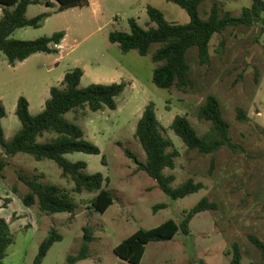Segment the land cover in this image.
<instances>
[{
  "label": "rangeland",
  "instance_id": "1",
  "mask_svg": "<svg viewBox=\"0 0 264 264\" xmlns=\"http://www.w3.org/2000/svg\"><path fill=\"white\" fill-rule=\"evenodd\" d=\"M50 0L30 5L28 18L41 13L50 16L39 28L16 30L11 38L33 41L67 32L64 60L54 66L58 54L38 53L24 62L11 65L0 53V101L6 109L2 120L6 140L21 128L16 115L20 97L30 103V113L38 115L45 108L52 87H60L65 73L81 68L86 72L80 88L92 84L125 83V91L116 99L117 109L98 112L89 108L68 113L66 118L79 125L85 138L100 148V155L74 153L65 158L72 163H87L88 174L106 178L104 188L114 204L101 214L90 202L98 193L74 192V182L65 177L50 160L37 161L18 154L10 158L4 178H0L2 217L9 224L13 244L7 249L4 264H35L43 241L55 228L62 236L48 252L43 264H69L68 258L79 253L84 228H90L93 242L90 258L76 264H131L115 255L114 249L140 229H153L169 219L180 223L185 211L203 197L217 204L214 211L198 214L190 224V234L179 232L171 241L150 243L141 264H231L233 245L239 244L243 264H264L260 252L251 243V235L264 241V29L262 25L229 28L216 34L209 47V61L201 62L198 49L187 54L192 87L187 91L164 90L153 83L156 64L151 53L142 57L136 50L123 53L109 41L114 31L130 32L129 20L141 26L151 24L147 7L159 9L168 22L186 24V11L166 0H92L91 8L58 12L59 3ZM264 1V0H263ZM49 5V6H48ZM222 12L240 16L252 0H203L200 15L207 18L213 6ZM100 11L97 12V9ZM3 16L0 8V19ZM209 95L215 96L224 118L230 123V136L236 150L223 148L214 155L189 150L171 129L177 116L186 117L202 136L211 123L199 119L198 112ZM154 103L162 134L172 141L176 167L166 170L174 175L173 188L192 178L204 188L184 199L172 200L158 183L140 170L127 151L142 163L146 154L135 136L145 108ZM238 109L246 120L239 121ZM42 141H44L42 139ZM3 153L0 147V154ZM105 157V162H103ZM214 157V166L211 161ZM40 176L43 184L58 185L77 204L74 213L48 215L38 204L27 207L23 198L30 189L18 173ZM167 208L155 211V206Z\"/></svg>",
  "mask_w": 264,
  "mask_h": 264
},
{
  "label": "trees",
  "instance_id": "2",
  "mask_svg": "<svg viewBox=\"0 0 264 264\" xmlns=\"http://www.w3.org/2000/svg\"><path fill=\"white\" fill-rule=\"evenodd\" d=\"M47 0H0L3 16L0 19V53H3L11 65L24 62L29 57L38 54H59L66 32L55 33L52 37H42L33 41H21L11 38L16 30L25 27L39 28L50 16L41 13L35 18L27 17L30 5L40 4ZM59 3L58 12L73 8H84L89 0H55ZM187 12L190 21L186 24L168 22L165 15L153 6L147 7L149 22L154 26L144 28L132 18L129 20L130 32L114 31L109 35V41L117 44L123 53L136 50L140 56L146 57L151 53L153 46L158 48L152 54V61L157 65L153 73V83L164 90L176 88L187 91L192 87L190 65L187 54L190 49L197 48L202 63L209 61V47L216 34H222L229 28L240 26L252 27L262 25L264 29V1L252 0L250 7L244 8L240 16H233L229 12H222L215 5L205 19L200 15V6L203 0H166ZM51 6V2H49ZM84 77V70L75 68L65 74L60 87L50 89V97L45 103L44 110L38 115L30 113V103L25 97H20L17 103L16 115L21 122V128L11 140H6L2 120L6 116V109L0 101V178L10 163V158L18 154L32 156L37 161L50 160L57 164L65 177L74 182V192L98 193L90 202L91 207L98 213L104 214L114 204L111 192L104 188V175L88 174L87 163H72L65 158L74 153L100 155L101 150L85 138L84 130L77 124L69 121L66 115L89 108L98 112L105 108L117 109L116 99L126 88L125 83L109 85L92 84L87 88H80ZM199 119L210 122V130L200 136L190 121L183 116H177L171 124L173 132L182 139L189 150L203 155H214L223 148L236 150L237 146L230 136V123L224 118L219 100L209 95L198 112ZM239 121L246 120L242 109H238ZM136 138L139 140L146 154V162L127 151L140 170L158 183L159 188L172 200L184 199L204 188L202 183L190 178L176 188L172 184L176 180L174 175H166V170L176 167L175 151L171 140L161 131L157 118L156 107L150 103L144 110L138 122ZM42 139L44 141H42ZM105 162V157H103ZM214 157L211 165L214 166ZM19 179L28 186L30 193L23 198L27 207L38 204L41 212L48 215L58 213L72 214L77 204L70 194L58 185L43 184L40 176L30 177L18 173ZM6 208L0 204V209ZM167 208L166 204L155 206L158 209ZM217 204L208 197H203L192 209L184 212L180 223L169 219L153 229H140L126 240L121 242L114 253L120 259L131 264H141L150 243L173 240L179 232L190 234V224L198 215L206 211H214ZM251 243L260 252L264 259V241L251 235ZM94 238L90 228H84L83 242L79 253L68 258L69 264H76L90 258V244ZM62 236L53 228L50 235L43 241L35 264H43L48 252ZM13 244V235L9 224L0 216V264H4L7 249ZM231 264H243V254L239 244L233 245Z\"/></svg>",
  "mask_w": 264,
  "mask_h": 264
},
{
  "label": "crops",
  "instance_id": "3",
  "mask_svg": "<svg viewBox=\"0 0 264 264\" xmlns=\"http://www.w3.org/2000/svg\"><path fill=\"white\" fill-rule=\"evenodd\" d=\"M50 2H51V4H53L54 3V1L53 0H50ZM93 5H94V3H93V1L92 0H89V5L87 6V7H84V8H91V7H93ZM49 6V5H48ZM1 8V7H0ZM2 9V8H1ZM73 9H81V8H73ZM97 9V8H96ZM67 11V10H66ZM99 10L97 9V12H98ZM100 12V11H99ZM67 32H66V36H65V38H64V40H63V42H62V44L60 45V49H59V54L57 55L58 57H57V59H56V61H55V63H54V66H60V64L62 63V61L64 60V49H65V40H66V38H67ZM66 74V73H65ZM86 75V72L84 71V76ZM64 77H65V75H64ZM3 211V208L2 209H0V216L2 217L3 215H2V212ZM3 218V217H2Z\"/></svg>",
  "mask_w": 264,
  "mask_h": 264
}]
</instances>
